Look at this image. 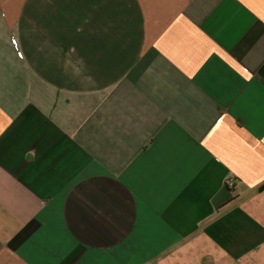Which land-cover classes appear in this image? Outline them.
<instances>
[{
    "label": "crops",
    "instance_id": "1",
    "mask_svg": "<svg viewBox=\"0 0 264 264\" xmlns=\"http://www.w3.org/2000/svg\"><path fill=\"white\" fill-rule=\"evenodd\" d=\"M0 264H264V0H0Z\"/></svg>",
    "mask_w": 264,
    "mask_h": 264
},
{
    "label": "built area",
    "instance_id": "2",
    "mask_svg": "<svg viewBox=\"0 0 264 264\" xmlns=\"http://www.w3.org/2000/svg\"><path fill=\"white\" fill-rule=\"evenodd\" d=\"M226 184H227L228 187H233V185H234V180H233L232 178H230V179H228V180L226 181Z\"/></svg>",
    "mask_w": 264,
    "mask_h": 264
}]
</instances>
